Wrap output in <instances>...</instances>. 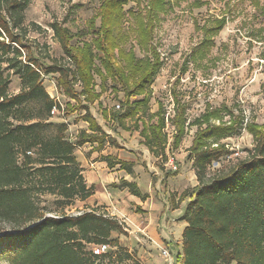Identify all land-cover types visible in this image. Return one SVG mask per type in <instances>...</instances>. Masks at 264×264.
<instances>
[{
    "label": "trees",
    "instance_id": "16d2710c",
    "mask_svg": "<svg viewBox=\"0 0 264 264\" xmlns=\"http://www.w3.org/2000/svg\"><path fill=\"white\" fill-rule=\"evenodd\" d=\"M181 1L184 0H100L99 26L95 25L96 17H92L75 34L53 21L50 27L63 56L57 59L46 54L50 64H45L27 44L29 28L23 21L30 0H0V253L5 252L10 264H93L110 255L93 254L92 245L108 243L118 252L126 249L113 235L126 234L125 227L98 206L85 207L76 215L65 212L76 200L84 201L94 193V185H88L83 176L76 148L93 141L96 146L92 149L96 151L105 143L120 147L115 138L102 130L85 103L94 102L108 89L114 96L121 93L118 108L112 113L103 108L101 113L124 128L123 119L135 116L137 104L147 102L159 69L158 52L152 43L156 19L159 13L171 10ZM205 1L193 0L190 4L199 7ZM130 2L134 6L125 8ZM225 22L226 17L221 16L201 27L196 25L204 35L198 48L210 46L212 36ZM87 34H91L90 40L70 43L74 35L81 38ZM128 40L145 55L137 56L133 44L124 46ZM49 74L56 75V89L74 103L67 101L62 107L48 94L42 77ZM11 75H18L21 81L16 93L8 91ZM96 75L99 91L95 89ZM137 95L142 97L132 99ZM31 101L35 103L31 105ZM53 108L64 115L83 109L79 118L87 123L89 132L80 130L70 138L66 121L51 120ZM174 109L169 145L163 132L162 110L156 112V123L142 122L140 129L143 143L161 162H166L168 154L178 148L185 133L184 107L174 104ZM217 112L204 116L208 120ZM231 123L233 130L243 128L242 115H234ZM138 127L135 123L134 128ZM246 128L254 140L246 155L212 173L208 172L211 162L226 151L225 145L218 142L233 131L232 126L230 130L224 126L199 130L187 148L197 183L182 190L176 201L171 195L173 207L187 199L180 217L185 225L176 262L264 264V125L247 123ZM103 159L109 167L119 164L131 172L130 162L107 156ZM160 169L166 177L177 173L164 170L161 165ZM121 184L141 196L135 183L122 179ZM45 195L53 196L58 210L41 204ZM115 258L121 256L115 254Z\"/></svg>",
    "mask_w": 264,
    "mask_h": 264
},
{
    "label": "rangeland",
    "instance_id": "374dc122",
    "mask_svg": "<svg viewBox=\"0 0 264 264\" xmlns=\"http://www.w3.org/2000/svg\"><path fill=\"white\" fill-rule=\"evenodd\" d=\"M191 1L193 0L181 1L171 10L159 13L152 33V43L156 46L160 61L159 69L150 85L147 102L137 104L138 112L135 116L123 119L124 128L120 123L113 121L109 115L104 117L101 113L103 108L106 112L112 113L121 93L114 96L108 89L102 92L94 102L85 103L102 130L108 136L116 139L120 146L115 147L118 149L116 152L125 155L134 152L140 169L142 172L146 171L147 174H152L150 158L153 155L143 143L144 139L140 135V129L142 122H157L156 112L158 110H162L164 113L163 132L167 134L168 145L174 131L170 122L175 110L174 104L183 105L185 110V133L178 148L172 154L167 152L177 166L176 169H172L167 164L169 170H174L177 173L192 168L191 159L187 157L186 151L197 131H204L211 126H224L228 127V130L232 126L233 130L235 126L231 121L234 115L243 117V128L233 130L219 140L218 143L224 144L226 151L217 160L211 162L208 172L212 173L218 168L228 167L237 158L246 155V149L254 143L252 133L247 130L248 126L246 128L247 123L264 125V0H257L258 3L254 0H206L199 7L191 5ZM144 2L145 0H143ZM99 4L100 0H30L24 10L23 24L29 28L26 35L29 40L27 44L31 46L33 54L45 64H50L46 54L61 59L63 52L58 40L53 35L50 24L57 21L62 26L68 27L73 34L86 27L92 17H96L95 25L99 26ZM131 6H134L133 2H130L125 8ZM221 16L226 17L225 25L216 35L212 36L210 46L199 49L204 35L202 29L196 28V25L201 27L211 18ZM237 37L244 40L243 45L237 43ZM83 38L90 40L91 34L81 38L74 35L70 43L79 44ZM130 44L135 46L134 50L137 56L145 55L143 51L138 50V46L132 40L125 42L124 46ZM96 64H98L97 60ZM55 76V74L43 75L42 85L45 90L57 102L61 103L62 107L67 101L74 103V100L66 98L56 89ZM99 82L96 75L95 89L97 91H99ZM20 88L19 76L11 75L8 86L9 93H16ZM141 97L142 95H137L132 99L139 100ZM34 103L31 101V105ZM215 110L218 111L216 113L218 115L210 116L207 120L204 115ZM82 113L83 109L65 115L55 111L51 120L54 123L66 121L68 124L66 133L70 138H74L80 130L88 129L87 123L79 118ZM139 119L141 121H137ZM135 123L139 126L137 129L134 128ZM89 146L92 147L89 148ZM95 146L96 141H93L91 145L84 143L75 150V156L83 168L82 173L85 180H87L89 171L92 170L89 159L92 155L91 152L94 151L92 148ZM104 156L111 160H121L108 154L97 156L106 164ZM106 166L109 167L108 164ZM132 166L133 163L131 171ZM121 181V178L118 179L119 187H122ZM41 204H45L51 210H58L55 208L52 195L42 197ZM85 207H90V203L76 200L71 206L65 208V212L76 215L81 213ZM122 219L117 218L127 233L116 232L114 236L118 237L123 244L128 245L133 256L125 251L118 252L114 248L111 250L113 256L96 259L93 264H136L139 261L143 264L177 263L175 260L176 242L171 241L173 244H166V247L159 245L161 241H165L166 235L170 234L167 233L169 229L158 226L156 229L153 228L152 232L137 229L130 231ZM176 220L170 218V222ZM162 248L168 250L166 256L162 255ZM143 249L153 253L148 255L149 259H141V256H138V251L143 252ZM114 254H119L121 259H116ZM127 254L129 257H126ZM0 264H10L5 252L0 253Z\"/></svg>",
    "mask_w": 264,
    "mask_h": 264
},
{
    "label": "crops",
    "instance_id": "0c3cea01",
    "mask_svg": "<svg viewBox=\"0 0 264 264\" xmlns=\"http://www.w3.org/2000/svg\"><path fill=\"white\" fill-rule=\"evenodd\" d=\"M85 130L89 131L88 129ZM86 143L91 145V142ZM107 145L109 144L105 143L100 150L91 152L92 155L89 162L92 170L89 171L86 181L88 185H94V193L82 201V203L88 202L90 203V207L98 206L100 210L110 213V216L123 218L122 220L126 222L130 231L131 229L132 231L137 229L139 231L152 232L153 228L156 229L158 226L165 227L169 229L167 233L170 234H167V238H164L165 241H161L159 245L166 247V244L176 242L177 252H180L181 232L185 225V221L180 219V217L184 212L187 199L182 201L177 207H173L171 195L174 196L176 201L178 194L182 190L196 184L194 169L190 168L188 171L178 172L176 175L166 177L163 174V170L160 169V165L163 166L164 170H169L167 161L161 162L157 157L151 156L152 174H147L146 171L142 172L140 169L134 152H129V155H125L121 152H116L118 149L114 146ZM91 147L89 146V148ZM106 154L115 157V159L132 162V171L127 172L119 168V164H116L114 167H107L105 161L97 158L99 155ZM168 157L171 156L168 155ZM120 178L135 183L136 189H138L141 196L133 194L128 190L127 186L114 187L111 185L112 182L117 183ZM135 208L136 210H134ZM170 218L178 220L170 222ZM119 243L126 248L124 251L131 254V249L128 245L123 244L121 240H119ZM137 254L141 256V259H149L148 255H152L153 253L151 254V251L147 252V249H143V252L139 250ZM131 255L133 256V254ZM172 258L174 257L172 256ZM176 264L180 263L177 262Z\"/></svg>",
    "mask_w": 264,
    "mask_h": 264
},
{
    "label": "built area",
    "instance_id": "2783aa9c",
    "mask_svg": "<svg viewBox=\"0 0 264 264\" xmlns=\"http://www.w3.org/2000/svg\"><path fill=\"white\" fill-rule=\"evenodd\" d=\"M243 37V36H242ZM237 43H239L240 45H243L244 44V40L241 38V37H237ZM56 87V86H55ZM61 104V103H60ZM118 104H116V108H118ZM56 111L55 108H53L51 110V114H54V112ZM173 158L169 157L167 159V164H169L171 166L172 169H176L177 166L173 163ZM114 249V247H111L108 243H102V244H95V245H92L90 250L93 254L95 255H100V254H103V253H107L109 255H112L111 254V250ZM161 253L162 255L166 256L167 253H168V250H166L165 248H162L161 249ZM113 256V255H112ZM115 256V254H114ZM139 264H143L141 262H139Z\"/></svg>",
    "mask_w": 264,
    "mask_h": 264
}]
</instances>
